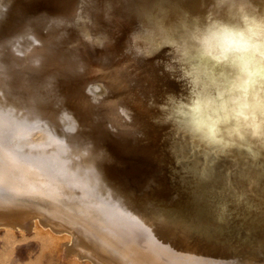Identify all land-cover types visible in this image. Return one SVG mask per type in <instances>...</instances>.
Here are the masks:
<instances>
[{
  "label": "bare ground",
  "instance_id": "obj_1",
  "mask_svg": "<svg viewBox=\"0 0 264 264\" xmlns=\"http://www.w3.org/2000/svg\"><path fill=\"white\" fill-rule=\"evenodd\" d=\"M241 20L250 51L201 46ZM17 126L89 203L60 214L89 254L35 219L34 264H264V0H0V145Z\"/></svg>",
  "mask_w": 264,
  "mask_h": 264
},
{
  "label": "rangeland",
  "instance_id": "obj_2",
  "mask_svg": "<svg viewBox=\"0 0 264 264\" xmlns=\"http://www.w3.org/2000/svg\"><path fill=\"white\" fill-rule=\"evenodd\" d=\"M199 8H202V5L197 4L190 12L199 16L202 25L207 24L209 19L215 18V13L200 15ZM212 30L214 29L204 30L201 27L198 37L201 38L203 48L207 47L212 41L213 44L216 42L207 38V33ZM64 128L68 129L66 126ZM19 129L20 134L18 137L12 130V137L7 141V145H0V148H3L0 150V189L4 191V193H0V227L3 224L16 226L23 229L24 235L21 236L19 231L16 230V240L10 249L7 263L0 261V264H34L40 247L38 239L34 238L29 230L35 219L43 225L54 227V229L71 232L72 241L69 245L75 247V249H66L64 252H59V258L63 262L68 261L65 254H74L77 251L89 254L90 251H87L82 242L79 241V239L83 240L82 238H85L83 233L80 232L78 235L69 220L60 215H69L71 212H75L78 206L81 208L80 213L86 217L89 212L84 209L89 207L87 198L85 199V197L79 195L75 183L67 184L63 167L59 170L56 169L57 172H53L50 169H44L42 164L26 160L27 154H30L32 150L40 153L44 152L46 143L39 144L43 138L42 134L36 130H30L32 127L20 126ZM47 137L49 136L47 135ZM19 139H21L20 142ZM54 145L58 146L55 143L53 147L51 146L52 149L55 148ZM46 156L47 160L51 159V154ZM86 218L80 217L83 222H88ZM62 219L66 220L67 226L62 225ZM2 245L3 238L0 228V252L3 249Z\"/></svg>",
  "mask_w": 264,
  "mask_h": 264
},
{
  "label": "clouds",
  "instance_id": "obj_3",
  "mask_svg": "<svg viewBox=\"0 0 264 264\" xmlns=\"http://www.w3.org/2000/svg\"><path fill=\"white\" fill-rule=\"evenodd\" d=\"M241 33L243 35H241ZM249 35L250 34L247 26L244 24L243 20H241L239 27L224 25L222 29L219 30L214 29L208 32L207 38L214 40L225 47H229V45H232V47L229 48L231 55L240 56L243 55L245 51H250V49L244 50L237 48L235 47V42L243 41L245 38L249 37Z\"/></svg>",
  "mask_w": 264,
  "mask_h": 264
}]
</instances>
